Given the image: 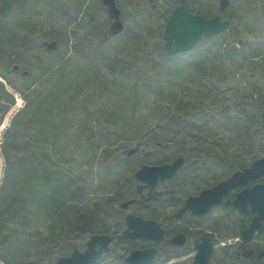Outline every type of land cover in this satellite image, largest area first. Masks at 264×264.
Wrapping results in <instances>:
<instances>
[{
	"label": "trees",
	"instance_id": "trees-1",
	"mask_svg": "<svg viewBox=\"0 0 264 264\" xmlns=\"http://www.w3.org/2000/svg\"><path fill=\"white\" fill-rule=\"evenodd\" d=\"M91 1L0 0V125L15 104L11 89L24 98V105L12 117L0 144L4 157L0 256L8 264H29L25 258L34 251L43 261V252L67 249V253L81 247L91 234L111 230L98 229L92 220L98 208L84 206L93 205L84 200L97 192L92 189L94 168L98 160L109 164L105 153L111 146H135L139 149L136 153L146 147L171 146L173 158L183 155L191 159L194 154L186 144L189 139L171 138L187 126L202 132L195 135L202 137L198 141L205 163L210 158L209 141L214 137L217 143V137L211 134L221 123L228 128L229 136L234 139L236 134L242 139L262 122V96L257 99L260 102L254 96L240 102L239 120L232 114L223 120V115H209V98L217 85V75L220 79L237 76L244 60L253 64L264 57L263 42L257 47L247 46L232 37L239 33L233 27L236 16L242 19L252 13L254 9L249 6L256 0L238 1L228 31L204 37L194 48L176 55L167 52L161 35L153 36V45L140 32L110 40L105 22L87 15L93 9ZM249 23L243 22L247 28L256 25L253 20ZM146 32L156 33L154 28ZM52 41L57 48L49 47ZM63 45L67 46L64 52L59 50ZM156 53L161 56L159 60L155 59ZM104 99H114L119 111L130 110L139 116L135 113L136 119L122 124L128 133L101 131L95 142L92 137L97 127L90 106L94 100ZM80 111L86 117L80 116ZM71 114L77 116L75 121ZM101 119L112 122L109 117ZM167 135L170 137L164 139ZM220 137L218 145L224 146L225 137ZM134 155L126 160L122 157V164H130ZM129 170L125 171L126 178L134 181ZM104 174L106 170L101 177ZM106 193L102 197L112 196ZM59 231L64 234L61 241Z\"/></svg>",
	"mask_w": 264,
	"mask_h": 264
},
{
	"label": "rangeland",
	"instance_id": "rangeland-1",
	"mask_svg": "<svg viewBox=\"0 0 264 264\" xmlns=\"http://www.w3.org/2000/svg\"><path fill=\"white\" fill-rule=\"evenodd\" d=\"M238 1L239 0H232L231 6L224 11L220 10L218 0H189L187 4L193 11L199 12L203 15L212 16L220 14L224 18L231 19V17L237 13V10L239 8L238 4H240V2ZM256 1L257 3L253 6H251L252 4L250 6L248 5L249 7H252L254 9L252 13H247L248 15H245L242 19L239 18L240 16H236L238 20H235V22L233 23V27L237 28L239 33L232 36L233 39H237V41H244L247 46L253 45L255 47H257L258 44L262 42L264 44V0ZM242 2L245 3L247 1ZM118 3L122 8V21L124 22V28L122 31H119L117 33L112 29V25L115 19L103 0H92L91 4L93 6V9H91V11L87 15H89L91 19H94L95 17V19L105 22V28L109 30L108 34L106 35L112 41L122 39L128 33L140 32V34L144 35V38L149 39L151 44L153 45L155 42L153 36L155 38H158L161 35L164 40L165 26L172 11L180 3V0H118ZM259 19L261 21L260 23L257 22ZM244 20H249V24H251L252 20L257 23L256 25H253L252 28H247V25L243 24ZM148 28H154L156 31L155 35H151V33L146 32ZM81 33L82 29L80 34ZM240 33L241 37L237 38ZM81 45L83 46L82 41ZM81 45L80 47H82ZM57 47L58 45L53 48ZM59 50L64 52L67 50V46L63 45L62 47H59ZM159 58H161L160 54L156 53L155 59L159 60ZM263 60L264 57H260L259 59H255L253 64L250 63V60L248 59L244 60L243 66H241V68L239 69L240 74H237V76H235L236 74H231L228 76V78L220 79L217 75V78H215V82H217V85L213 89L212 97L209 98V115H211V117L217 118L218 116L223 115L224 117L221 119L223 120L227 118V114H232L235 117V120L236 118L237 120H239L241 118L239 104L246 99V96H254L256 100L260 98V96H262V98L264 99V94H262V92L264 93ZM107 74L108 73L106 72V75ZM111 75L112 73H109L108 77L111 78ZM11 91L15 93V104H13L9 108V111L5 114L3 122L0 125V142L2 139V134L9 125L13 115L24 104V98L21 96V94L15 92L13 89H11ZM111 100L104 99L103 102L94 100V102L90 106L91 118L95 122V127H97L94 129L96 133H94L92 137L93 141L95 142L98 141L97 137H99V133L101 131H103V133L110 131L109 133L114 134L123 132L124 130L126 131L124 125L122 124L127 123L131 119H136V114L139 116L138 113L132 112L130 110L119 111L118 107L116 106L117 104L119 105V103L114 102V99ZM257 101L260 102V100ZM85 115L86 114L80 111V116L86 117ZM76 117V115H73L72 119H74L75 121L77 119ZM103 117L111 118L112 122L107 123L108 120L106 121L101 119ZM246 123L247 121L245 118V124ZM234 128L236 129L237 126H234ZM183 130L184 131L179 133L178 135H171V133L169 134L171 135V138L173 135L181 137L186 136L185 138L189 139L186 144H188V147L191 148L194 155L191 159H186L184 166L179 171V173L174 178H172V180L165 181L158 186L159 189H164L165 191H174V196L176 197L182 196L184 198L187 195V191L191 192L197 188L194 187L195 185L199 187H205L212 183V181L214 180H218L219 178L225 176L227 177L236 167H239L238 165H240L241 163L243 165L247 161L254 160L259 156H264V112L262 122L260 123L259 127L252 129L250 136L244 137L242 139L240 137H235L236 134L233 135L234 139L229 136L228 128L224 127L221 123L219 129L217 127L216 132H212L211 134V136L215 135L217 137V143L214 137L209 141L210 158L209 161H206L205 163H202L204 162V157L200 156V152H203V149L199 145L201 144L200 141H198L199 139H202V137H199L201 135H195L197 132L201 134L202 132H200L198 129H188L187 126L183 128ZM168 131H170V129H168ZM218 132L220 133L218 134ZM191 134H193L194 136H190ZM222 134L224 135L225 138L223 139L226 142L224 146L218 145L219 138H221L220 136ZM145 135L144 137H149L152 134ZM170 135H167L164 139L169 138ZM119 144L111 146L109 149H107V152L105 153V159L109 158V164L101 163L100 160H98L100 159L98 156V163L94 168L96 176H92L94 179L92 181L94 183L92 189L97 190V192L90 195L88 198L86 197L84 200L85 202L93 203L92 206H90L89 204L84 206L98 208L96 209L98 214L92 220H94V224L98 227V229H101V231H106L103 228L107 229L108 227L113 229V231H116L117 228L125 227V217L128 213L159 217L165 213L168 215L176 212L174 207L170 205V203L172 202H170L171 193L165 195L158 201H151V207H145L142 202H134L128 208H124L122 205L123 202L130 199H138L139 201H142L138 198L139 193L136 189V185L138 183L137 178L134 177V181H128L126 178V169L131 168V170H129V172L127 173H131V176L133 178V174L142 164L163 163L165 161H169L175 156L172 147H146L136 153L138 151L137 149V151L133 153L135 154L133 158L134 160L132 159L130 164L128 163L127 165H125L122 164L124 162V159L121 158L123 157L126 160V158L130 157H127L126 149H124V147ZM252 151H254L253 154L251 153ZM237 160H242L243 162ZM3 161L4 157L0 149V183L2 180V175L4 173ZM120 164L122 165L119 166ZM115 166H119V169H110L114 168ZM107 168H109V170H107ZM103 170H106V174L101 177V173L103 174ZM174 189L177 191H175ZM105 191L109 192L106 193V195L110 194L112 196L105 197L104 195V197H102L101 194ZM111 198H116V201H110L112 200ZM94 204H96V206ZM227 213V211L223 210L214 211L208 217L209 220L204 218L203 222L206 225V222L209 221V230L215 232L216 234L225 232L230 236L226 241H229L228 239H230L233 242L238 238L239 229L238 227L234 226L232 216L227 215ZM186 221L187 218H183L180 220L177 218L170 221L169 226L174 232L175 229L186 228L187 226H189ZM41 230H44V233L46 232V229L41 228ZM59 234V238H57L59 241H61L60 237L64 234L61 231H59ZM74 235L77 238L82 236V234ZM222 241L224 242L225 240H219V243L215 246V254L213 260L211 261V264H246V259L244 258V256L236 251L234 247L224 250L220 249L219 246H221ZM138 242L140 241H134V243ZM257 242L258 240H256V242L253 241L255 249H264V240H261L259 242L261 244L259 245H256ZM160 246H162L163 250L162 257H164V255L166 257V255L170 254L171 248L165 241H163ZM135 247H137V244L132 245L131 248L134 249ZM51 248L52 246L50 247V249ZM131 248L127 243L120 244L118 245V247H115L114 252L111 254L112 256H108L106 260H103V262H100L99 264H124V262L117 263L116 259L120 254H122L123 256L129 255L130 251L132 250ZM66 250L67 249L58 250L55 253H53L52 251L47 254L43 252L45 258L43 261L41 260V257L38 255V253L34 251L31 255L25 258V261L29 264H54V262L52 261L54 260L53 258L56 259V256L59 254H66L64 253L66 252ZM193 257L194 251L181 256L174 262L180 264H190V260ZM0 264L8 263L5 262L3 260V257L0 256ZM154 264H163V262H155ZM258 264H264V257L261 259V262H258Z\"/></svg>",
	"mask_w": 264,
	"mask_h": 264
},
{
	"label": "water",
	"instance_id": "water-1",
	"mask_svg": "<svg viewBox=\"0 0 264 264\" xmlns=\"http://www.w3.org/2000/svg\"><path fill=\"white\" fill-rule=\"evenodd\" d=\"M185 1V0H182ZM220 8L225 10L231 4V0H219ZM110 13L115 18V22L112 25L114 32L122 31L124 28V22L122 21V9L117 3V0H103ZM231 25L230 19H223L220 15L214 17H205L202 14L193 12L185 3L179 4L173 13L171 14L165 28V47L171 54H177L185 52L195 47L203 36H214L216 34L226 31ZM49 47H54L56 42L48 44ZM136 148L128 150V154L131 155L136 152ZM184 162L183 157L177 158L172 163H164L161 165H148L145 164L140 170L136 172L139 179L146 181L147 186L153 190L155 184L159 178L165 179L175 175L177 170ZM264 173V158L255 160L251 167L245 169V171H236L227 181L218 184L213 190L205 189L197 197H190L187 200L183 211L192 209L196 214L208 211L211 205L219 201L222 198L224 190H227L234 184H238L240 181L247 179L248 177H256ZM144 185H139V188H143ZM264 188L262 186H256L253 188L256 191L261 192ZM248 193V192H247ZM247 193L245 195H247ZM159 192H155L153 197H157ZM244 191L239 194L243 197ZM254 204L255 209L263 214L261 216L254 217L250 226L244 230V235L247 241L253 238L255 232L259 229L262 230L264 224V193L261 196L250 198ZM230 200H228L229 202ZM232 203L238 207V198L232 201ZM128 227L124 231L126 237H149L151 239H159L164 232L161 224L154 219H146L142 216H136L129 214L127 216ZM212 234L209 233L203 237V240L198 243V251L195 259L199 264H209L210 256L214 249V242L211 239ZM114 240V236L107 234H94L90 237L87 248L85 250L75 249L71 255L62 256L58 259L57 264H92L97 261L103 254L104 250L109 249V244ZM175 244H182L184 242L183 237L180 235L173 239ZM98 247V248H97ZM157 250L155 247H148L145 249H134L127 256V264H150L154 259Z\"/></svg>",
	"mask_w": 264,
	"mask_h": 264
},
{
	"label": "flooded vegetation",
	"instance_id": "flooded-vegetation-1",
	"mask_svg": "<svg viewBox=\"0 0 264 264\" xmlns=\"http://www.w3.org/2000/svg\"><path fill=\"white\" fill-rule=\"evenodd\" d=\"M139 150V149H138ZM128 156V155H127ZM133 155H130L129 157H132ZM264 157V156H261ZM260 156L255 159L261 158ZM254 159V160H255ZM254 161L250 160L248 161L245 165L243 164L240 167H237L234 169L230 175L227 177H222L218 180L212 181L209 185L205 187H199L195 185L194 187H197L193 191L189 192L187 191V195L183 198L182 196L176 197L174 196V191H165L164 189H159V185L165 181L172 180L174 177L162 179L159 178L158 182L155 184L153 190H151L150 186H147V182L143 180L137 179L138 183L136 185V189L139 193L138 198L141 199L142 201H139L138 199H130L122 203L124 208H128L131 204L134 202H142L145 207H151L150 202L151 201H158L165 195L170 194L171 200H170V205L174 207L176 212L172 214H163L162 216L159 217H154V216H149V215H142L145 218L148 219H156L160 222L162 228L164 229L163 235L159 239H151L147 237H126L124 236V229L128 223H127V217H125V227L122 228H117L116 231H113L111 229V232H107L106 234L113 235L115 238L111 242L110 247L108 250L105 251L103 256L98 260L99 264L100 262H103V260H106L108 256H112L111 254L114 252L115 247H118V245L127 243L130 245V248L132 245H136L138 248H147V247H155L157 250V257L154 259L155 262H163V264H180V263H175L174 261L181 256H184L188 254L189 252L194 251V257L190 260V264H198L196 259H195V254L198 250V243L203 240V237L207 235V233L212 232V241L214 242L215 246L219 243V240H225L224 242L222 241L220 249H228L231 247H234L236 251H238L240 254L244 256L246 259V264H258V262H261V259L264 257V249L261 250H256L253 244V241L256 242L258 240L256 245H259L261 240H264V227L262 230H257L255 234L253 235V238L250 241H247L244 235V230H246L251 222L253 221L254 217L261 216L263 214H260L252 202L250 198H255L256 196H261L264 193V188L261 192L256 191L257 189H254L256 186H262L264 185V173L256 176V177H248L247 179L240 181L238 184H234L231 187H229L227 190L222 191V198L219 201L214 202L210 209L206 212L196 214L192 211V209H188L186 211H183V208L186 205L187 199L193 196H198L200 193L205 190V189H211L213 190L218 184L227 181L231 175L235 171H245L246 168L251 167L252 163ZM144 165V164H142ZM141 165V166H142ZM139 185H144L143 188H139ZM175 190V189H174ZM155 191H159L160 194L157 195L156 198L153 197ZM177 191V190H175ZM180 191V190H178ZM244 191V196L240 197L239 194H241ZM248 192V193H247ZM184 193V194H185ZM247 193V195H245ZM175 197V198H174ZM174 198V199H173ZM238 198L239 206L236 207L232 201ZM228 200H230L228 202ZM218 210H223L227 211V215L232 216L233 219V224L234 226L238 227L239 233H238V238L232 242V240L228 239L229 241H226L227 238L230 236L223 232L220 234H216L215 232L209 230V221L205 223L203 222V219L206 218L209 220V216L211 213L214 211ZM183 219L187 218V223L189 226L186 228H181V229H175L174 232L169 226V222L175 219ZM264 224V220L262 221ZM120 232V233H118ZM182 236L184 239V242L182 244H175L173 242V239H175L178 236ZM219 235V236H216ZM240 236V237H239ZM134 241H140L138 243H134ZM165 241L167 245L171 248L170 254L164 255L162 257V246L160 244ZM88 242L85 239V243L81 245L80 249H86ZM257 247V246H256ZM216 248V247H215ZM215 248L213 249V252L210 257V263L214 258L215 254ZM132 249V248H131ZM130 249V250H131ZM72 251L67 252L66 254H71ZM131 252V251H130ZM68 254V255H69ZM126 255L120 254L119 257L116 259L117 263L118 262H124L126 264ZM153 263V264H154ZM189 263V262H187Z\"/></svg>",
	"mask_w": 264,
	"mask_h": 264
}]
</instances>
